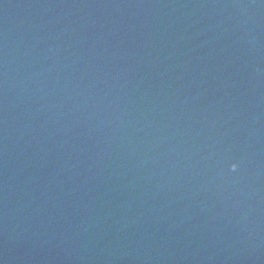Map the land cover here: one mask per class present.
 Returning a JSON list of instances; mask_svg holds the SVG:
<instances>
[{
    "label": "water",
    "instance_id": "1",
    "mask_svg": "<svg viewBox=\"0 0 264 264\" xmlns=\"http://www.w3.org/2000/svg\"><path fill=\"white\" fill-rule=\"evenodd\" d=\"M0 264H264V0H0Z\"/></svg>",
    "mask_w": 264,
    "mask_h": 264
},
{
    "label": "clouds",
    "instance_id": "2",
    "mask_svg": "<svg viewBox=\"0 0 264 264\" xmlns=\"http://www.w3.org/2000/svg\"><path fill=\"white\" fill-rule=\"evenodd\" d=\"M236 170H237V165L234 164V171H236Z\"/></svg>",
    "mask_w": 264,
    "mask_h": 264
}]
</instances>
